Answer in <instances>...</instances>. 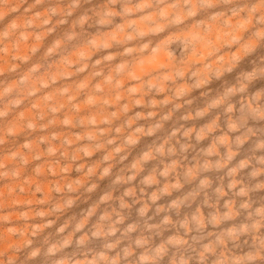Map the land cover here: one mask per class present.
Listing matches in <instances>:
<instances>
[{
  "label": "rangeland",
  "instance_id": "1",
  "mask_svg": "<svg viewBox=\"0 0 264 264\" xmlns=\"http://www.w3.org/2000/svg\"><path fill=\"white\" fill-rule=\"evenodd\" d=\"M178 2L0 0V264H53L43 254L32 258V248L43 249L46 240H57L56 229L64 225L68 227L63 235L77 222L90 230L100 215L119 209L120 197L130 189L136 192V203L127 198L129 207L123 215L126 223L136 221L137 205L155 191L140 192V179L159 166V160L145 164L133 184H116V178L130 174V166L176 127L197 130L215 122L220 125L217 132L226 130L228 117L222 109L201 119L194 113L207 111L244 75L252 82L247 94L233 98L234 105L264 93V25H257L252 14L264 12V0H208L209 6L201 8L196 6L198 0H192L195 16L176 9L183 23H159L156 26L164 31L153 34L145 17L156 21L158 15L172 14ZM245 5L251 9L244 14L233 11ZM126 8L133 14H125ZM130 24L145 34L143 38L128 30ZM128 48L131 55L125 54ZM257 67L260 78L253 79ZM176 71L183 73L182 79L175 77ZM147 84L164 91H148ZM179 89L186 95L174 101L172 90ZM165 101L167 105L159 107ZM165 114L170 119L155 136H140L131 146L122 143L137 126H150ZM90 120L99 127H90ZM104 120L109 124H102ZM249 127L257 135L245 143L232 167L258 154L255 145L264 137V120H251ZM97 131L116 141L115 146L92 148L84 137ZM177 139L183 141L181 136ZM214 139L209 135L197 145L193 138L189 153L177 166H193L200 149L211 147ZM115 147L120 153L115 154ZM81 148L91 154L82 155ZM105 167L110 168L108 176L103 175ZM248 173L244 169L233 179L249 183ZM208 175L217 185L229 182L224 171ZM66 184L72 185L71 192L64 191ZM176 195L180 193L172 198ZM69 199L73 203L65 207L63 202ZM169 199L165 197L159 206ZM253 199L264 201V192L254 193ZM53 206L61 210L51 213ZM38 211L46 217L36 216ZM46 219L55 221L51 228L44 227ZM29 239L32 248L26 249ZM60 255H77V250L69 248Z\"/></svg>",
  "mask_w": 264,
  "mask_h": 264
},
{
  "label": "clouds",
  "instance_id": "2",
  "mask_svg": "<svg viewBox=\"0 0 264 264\" xmlns=\"http://www.w3.org/2000/svg\"><path fill=\"white\" fill-rule=\"evenodd\" d=\"M156 3H162V0H156ZM196 6L208 7V0H198ZM192 7V0H180L172 14L158 15L156 21L150 17L145 19L152 26L153 34H157L164 31L163 27L156 26L159 23H183L180 16L175 14L176 9L182 8L188 17L195 16ZM250 9V5H245L233 11L244 14ZM123 11L127 15L133 14L131 9ZM137 11L142 9L138 8ZM252 14L257 25H264V12L253 10ZM128 30L139 38L145 35L137 31L134 24H130ZM132 38L128 37L129 40ZM132 53L131 48L125 50L126 55ZM123 68L121 64L119 69ZM260 71L261 68L257 67V75L253 79L260 78ZM192 76L195 77V73ZM175 77L182 79L183 73L176 71ZM163 79L169 81L170 78L165 76ZM251 82L249 76L244 75L236 86L228 88L220 98L212 101L207 111L198 110L194 113V118L201 119L212 110L222 109L228 117L226 130L217 132L220 125L215 122L211 128L202 127L197 130L176 127L162 138V142L158 141L130 166V174L116 178V184H133L145 164L159 160V166L153 167L151 172L140 179V192L147 193L153 188L155 191H151L146 200L137 205L136 221L126 223L123 215L129 207L125 203L127 198H133L132 203H136V192L130 189L120 197L119 209L100 215L97 224L90 230L83 222H77L68 235H63L68 226H61L56 229L59 238L55 241L46 240L43 249L32 248V240H27L24 247L32 248L31 257L43 254L53 264H166L169 257L172 258L171 264H264V201L253 199L254 193L264 192V181L261 180L264 177V137H260L255 145L257 155L231 166L245 143L257 135L256 129L249 127V121L264 120V93L260 96L251 94L246 102L239 105L232 102L237 95L248 93ZM146 89L151 92L164 91L156 84H147ZM131 91L135 92L136 89ZM185 95L184 89L172 90L174 101L183 100ZM166 105L165 101L159 107ZM169 119L170 116L165 114L150 126H137L132 136L122 138V143L131 146L138 143L140 136H155ZM102 124L108 125L109 121L104 120ZM89 126L99 127L95 120H90ZM209 135L215 136L212 146L200 149L193 166L178 167V163L189 153L193 138L199 145ZM178 136L183 137V141L177 139ZM227 136L232 138L226 140ZM84 140L95 149H99L101 144L115 146L116 143L99 131L95 136L84 137ZM120 151L119 147H115V154ZM81 152L84 156L91 154L88 148H81ZM244 169L249 170V183L233 179ZM213 171H224L229 182L217 185L208 175ZM103 175H110V168L105 167ZM64 191L71 192L72 185L66 184ZM174 193L180 195L172 198ZM165 197H170L169 201L159 206ZM225 199L227 203H224ZM63 203L68 207L73 201L69 199ZM60 210L53 206L50 212ZM35 215L44 219L47 214L38 211ZM54 223L46 219L44 227L51 228ZM39 231L36 228L34 234ZM93 242H97L95 248L92 247ZM69 248H75L77 255H60Z\"/></svg>",
  "mask_w": 264,
  "mask_h": 264
}]
</instances>
